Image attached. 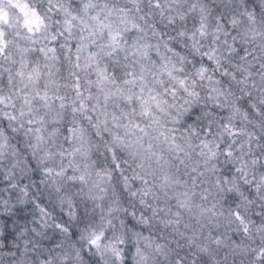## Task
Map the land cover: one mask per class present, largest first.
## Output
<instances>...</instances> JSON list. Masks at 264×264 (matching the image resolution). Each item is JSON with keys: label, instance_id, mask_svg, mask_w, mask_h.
Returning a JSON list of instances; mask_svg holds the SVG:
<instances>
[{"label": "clouds", "instance_id": "9594fccd", "mask_svg": "<svg viewBox=\"0 0 264 264\" xmlns=\"http://www.w3.org/2000/svg\"><path fill=\"white\" fill-rule=\"evenodd\" d=\"M0 264H264V0H0Z\"/></svg>", "mask_w": 264, "mask_h": 264}]
</instances>
